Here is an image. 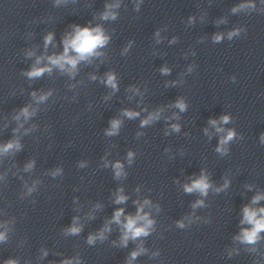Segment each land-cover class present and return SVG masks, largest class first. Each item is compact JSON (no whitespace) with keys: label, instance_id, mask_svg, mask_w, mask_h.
Returning a JSON list of instances; mask_svg holds the SVG:
<instances>
[{"label":"clouds","instance_id":"1","mask_svg":"<svg viewBox=\"0 0 264 264\" xmlns=\"http://www.w3.org/2000/svg\"><path fill=\"white\" fill-rule=\"evenodd\" d=\"M118 7V5H116ZM109 8L113 7L112 5L108 6ZM246 7V5H240L238 8H234L233 11H238L239 8ZM103 19H115V13L111 11H106L103 14ZM238 31H234L229 33V39H231L233 36L238 35ZM222 39L220 35H216L214 37V40L216 42H219ZM52 40V35L49 34L45 38V43L46 45L50 43ZM108 42V37L104 34V31L100 27L96 28H88V27H79L77 26L75 29V35L72 36L71 38H66L64 40V52L61 55L58 56H50L48 57L49 64L52 66L58 67L61 71H67L71 74H74V70L77 67L78 62L80 61H86L89 60L92 56L100 55V53L97 51L98 48L103 47L106 43ZM70 52H74L75 56L70 55ZM31 55V53H29ZM40 59L37 58L36 64H40ZM50 72L51 67H36L35 65L32 67L31 71L27 72L26 75L30 78H35L41 76L44 72ZM163 72L167 73L168 69H162ZM107 84L111 86L114 90L116 89V80L115 76L112 75L111 73L108 74L107 78ZM35 95V93H33ZM46 99V96H40L39 100H44ZM177 107L183 111L185 109V105L182 101L177 102ZM126 116L129 118H133L138 115L136 112H131V111H125L124 113ZM21 115L27 119L32 113L29 112L28 108L25 107L21 111ZM159 118V113H153L148 116L147 119L143 120L141 122L142 126L149 124L151 121L156 120ZM17 119H19V116H17ZM221 120L223 123H227L229 120V117L223 116L221 117ZM210 123L213 125H216L215 120H210ZM120 127V121L117 119H113L111 121V127L110 129L107 130L108 135H114L118 132ZM175 130H179L178 126H173ZM218 132L224 131L222 128H217ZM234 132L229 131L226 136L222 137L220 140V145L217 149V151L223 152L225 151L224 145H226L230 140L233 139ZM261 139L264 140V134H262ZM20 145L17 141H11L7 143L6 145L0 147V153H7L10 150L16 149L19 150ZM132 153L129 152L128 158L129 162H131L132 158ZM29 168L32 167L31 164L28 165ZM115 168V173L116 176L119 177L123 173V166L121 163L117 162L114 165ZM59 171V170H57ZM55 175V173H54ZM210 187L209 181L207 176L201 175L199 179L194 180L190 185H185V191L186 192H194L197 191L201 195H206L207 191ZM127 199L126 196L124 195H118L116 198V203H122ZM260 199H264V196L257 195L256 197L253 198V203L258 202ZM149 201H145L144 204H148ZM202 201H197L196 204L193 205V207H197L202 205ZM244 212V218L241 221V223H247L250 224L252 227L250 229H245L242 230L241 236L239 239L248 244H254L256 241L260 238L259 233L261 231H264V208L260 209H253L251 207L246 206L243 209ZM123 215V209H118L112 218V220L118 224L122 225L123 228V236L121 239L122 244L125 246L127 245L128 240L131 239H136L141 236H147L149 234L150 229L153 226V221L149 219V216L147 214L143 213V205H140L138 208L137 214L135 216H127L125 218L126 222L121 221V216ZM178 226L183 227L182 222H178ZM80 227L76 226L73 224L71 228L68 229V231L71 234H77L80 232ZM108 227L105 226L104 230H102L99 233V238L102 240L104 239V231H108ZM96 236H89L88 238V243L92 244L94 243ZM5 239V236L3 233H0V240ZM142 251V249H141ZM139 251H134L131 254V258L135 259L137 255H139ZM7 264H16L15 261H8ZM63 264H73L72 260H65ZM76 264H79L77 261ZM129 264L131 262L129 261Z\"/></svg>","mask_w":264,"mask_h":264}]
</instances>
